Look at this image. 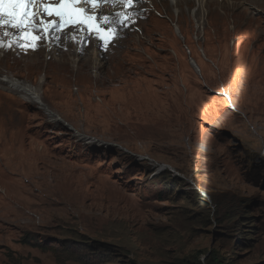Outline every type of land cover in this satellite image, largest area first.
<instances>
[{
    "label": "rangeland",
    "instance_id": "rangeland-1",
    "mask_svg": "<svg viewBox=\"0 0 264 264\" xmlns=\"http://www.w3.org/2000/svg\"><path fill=\"white\" fill-rule=\"evenodd\" d=\"M255 1L83 11L101 35L63 14L0 24L1 73L44 104L1 84L0 264H264Z\"/></svg>",
    "mask_w": 264,
    "mask_h": 264
},
{
    "label": "bare ground",
    "instance_id": "bare-ground-1",
    "mask_svg": "<svg viewBox=\"0 0 264 264\" xmlns=\"http://www.w3.org/2000/svg\"><path fill=\"white\" fill-rule=\"evenodd\" d=\"M141 1L142 0H124L125 4H117L118 6H116V4H113L114 2H112V0H0V24L2 23L5 24L8 21L19 24L21 20L26 22L28 18L30 17V15L33 13H41V14L44 13V15L49 14V15H52L53 17L56 15L57 20H58V17L63 14L65 20L64 21L62 20V21L64 24H68L69 22L73 20H76L78 22L83 21L81 23L82 24L85 23V26L88 29L90 30L92 29V31L95 30L96 33H99L100 31L99 35H101L102 29L98 24L99 22L98 19H96L91 14L90 16L89 15L86 16V14H84L85 12L83 11L92 10L97 15L101 10L128 9V8H134V7L141 8V6H143L141 4ZM166 1L169 6H172L173 12L176 15V19L178 21L179 6H181V4H188L187 3L188 0H166ZM194 1L200 8H202V6L205 5L204 0H194ZM258 1H255V2H258ZM129 4L132 5L133 7H130ZM147 4L154 5L153 0H147ZM36 16L39 17V14H37ZM102 17H103V14L101 13V17H99V19L101 18L102 20ZM109 18L110 17L108 16L104 21L100 20L101 21L100 23L102 25L106 24ZM129 18L131 19V16H129L128 19ZM48 27H50V29L54 28L53 31L60 30V27L58 26V23L56 22V20L54 21L52 20V22H49ZM1 34L2 33L0 32V38H3ZM50 34L51 33H48L47 36ZM49 47L51 46L49 45ZM1 74H0V87H2L1 86L2 84L3 87L7 86L8 88L11 87L16 90H19L21 92V98H23L25 102L29 104L31 103L37 106L38 108H44L43 107L44 104L42 103V99H40V96H39V93L36 87H33L30 84L28 85L23 80H18V79L13 78L11 74L9 75H3V74L1 75ZM94 74H97V72H95ZM46 113H48L49 117L50 116L52 117L54 114L53 111H50V112L46 111ZM97 113L99 114L100 112L97 111ZM107 114H109V112H107ZM52 120L55 122L56 120H59V119L52 117ZM79 135H81L83 139H86L85 136H83L81 132H79Z\"/></svg>",
    "mask_w": 264,
    "mask_h": 264
},
{
    "label": "trees",
    "instance_id": "trees-1",
    "mask_svg": "<svg viewBox=\"0 0 264 264\" xmlns=\"http://www.w3.org/2000/svg\"><path fill=\"white\" fill-rule=\"evenodd\" d=\"M24 243H29V241L25 240V242H24Z\"/></svg>",
    "mask_w": 264,
    "mask_h": 264
}]
</instances>
